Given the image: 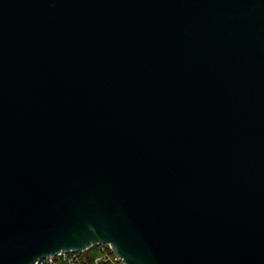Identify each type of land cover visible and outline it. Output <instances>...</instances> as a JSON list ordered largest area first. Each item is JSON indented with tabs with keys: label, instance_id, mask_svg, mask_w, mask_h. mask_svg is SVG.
<instances>
[{
	"label": "water",
	"instance_id": "obj_1",
	"mask_svg": "<svg viewBox=\"0 0 264 264\" xmlns=\"http://www.w3.org/2000/svg\"><path fill=\"white\" fill-rule=\"evenodd\" d=\"M264 264V0H0V264Z\"/></svg>",
	"mask_w": 264,
	"mask_h": 264
},
{
	"label": "built area",
	"instance_id": "obj_2",
	"mask_svg": "<svg viewBox=\"0 0 264 264\" xmlns=\"http://www.w3.org/2000/svg\"><path fill=\"white\" fill-rule=\"evenodd\" d=\"M96 248L92 255L91 250ZM34 264H126L110 244H98L80 252H61L39 259Z\"/></svg>",
	"mask_w": 264,
	"mask_h": 264
},
{
	"label": "trees",
	"instance_id": "obj_3",
	"mask_svg": "<svg viewBox=\"0 0 264 264\" xmlns=\"http://www.w3.org/2000/svg\"><path fill=\"white\" fill-rule=\"evenodd\" d=\"M95 250H96V248H93V249L91 250L92 255L95 253V252H94Z\"/></svg>",
	"mask_w": 264,
	"mask_h": 264
}]
</instances>
